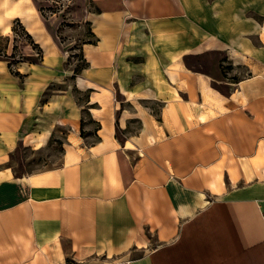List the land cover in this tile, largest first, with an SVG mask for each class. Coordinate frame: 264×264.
Instances as JSON below:
<instances>
[{"label": "crops", "instance_id": "1", "mask_svg": "<svg viewBox=\"0 0 264 264\" xmlns=\"http://www.w3.org/2000/svg\"><path fill=\"white\" fill-rule=\"evenodd\" d=\"M12 2L20 7L7 18L38 46L21 43L19 52L39 53L40 64L24 61L12 75L0 63V133L38 120L46 125H38L44 134L34 151L55 127L67 132V148L57 167L0 181V264H264V19L230 40L199 41L195 55L224 52L247 74L225 79L224 94L210 72L186 65L188 49L171 59L157 53L153 64L125 55L135 25L171 51L173 35L188 44L186 31L173 32L171 12L124 17L92 0L98 13L84 14L74 0L72 19L92 33L76 81L91 120L84 126L82 109L40 105L62 78L65 51L55 29L42 32L28 0ZM156 22L164 31L155 33Z\"/></svg>", "mask_w": 264, "mask_h": 264}, {"label": "rangeland", "instance_id": "2", "mask_svg": "<svg viewBox=\"0 0 264 264\" xmlns=\"http://www.w3.org/2000/svg\"><path fill=\"white\" fill-rule=\"evenodd\" d=\"M130 6L124 7L123 0H105L107 9L112 13H119L121 16L150 17L158 19L164 17L166 13H172L173 32L186 31L190 37L188 44H185V35H173V44L175 49L165 47L164 38L159 34H147V38L141 33V26L135 25V34L131 37L128 45L134 46V50H125V55L129 56L134 62L142 58H148L152 64L157 53L165 59L171 57L178 58L183 50L191 52L183 57L188 67H196L200 71L210 72L216 82L213 87L227 94L228 84L225 79L238 81L247 77L246 72L237 71L232 67L228 55L221 51H206L204 55H195L199 41L207 37H220L218 39L230 40L235 33L250 29L246 25L250 20L255 26L261 25L264 19V0H128ZM48 2V4H47ZM172 3V7L170 4ZM27 4L30 10L38 13L37 19L44 24L42 32L55 29L56 39L61 43L65 51L66 68L62 69V78L60 82H54L43 93L39 100L40 105H46L48 108H57L60 113L68 112L70 109H82L81 121L84 126L91 124V120L86 116L84 107L87 101L86 94L78 91L76 81L85 68V59L82 46L87 41L92 40L90 24L85 20L75 22L72 19L74 0H28ZM78 8H84L86 12L96 14L98 10L94 7L92 0H78ZM181 6H183V22L180 21ZM20 7L18 2L12 0H0V63L6 65V73L14 74L16 65L20 63L40 64L39 53L29 59L23 58L19 52L21 43H27L34 50L38 51V46L33 39L26 34L24 27L19 20H9L8 12L11 9ZM123 7V8H122ZM125 8V9H124ZM260 10L263 14L260 19H251L248 11ZM171 9V10H170ZM106 10V9H105ZM166 10L168 12H166ZM170 14V13H169ZM247 16V19H245ZM36 18L33 20L35 21ZM247 20V21H246ZM162 23L156 22L158 31H164V27L159 28ZM229 33H226L228 32ZM222 34V35H221ZM128 36V35H126ZM200 39V40H198ZM208 39V38H207ZM71 41V43H69ZM220 41V40H218ZM216 41L212 38L208 40L206 46L211 48L215 46ZM71 45V46H70ZM156 49V50H155ZM134 57V58H133ZM234 59V58H233ZM24 61H27L25 63ZM232 64L233 60H232ZM66 76V78H65ZM71 77V80H68ZM50 89V90H49ZM49 90V91H48ZM60 96V97H59ZM42 119L46 115L43 114ZM47 120V119H45ZM48 122L50 120H47ZM45 123L31 124L27 129L29 139L23 131L16 133H0V181L9 177H20L22 175L32 174L45 169H51L61 165L59 161L64 150H66V131L64 129H54L48 145L38 151L36 147L40 142H35L42 138V126ZM87 133V132H85ZM82 132V135L85 134ZM31 142V143H30ZM73 142H75L73 140ZM33 148V149H32Z\"/></svg>", "mask_w": 264, "mask_h": 264}, {"label": "bare ground", "instance_id": "3", "mask_svg": "<svg viewBox=\"0 0 264 264\" xmlns=\"http://www.w3.org/2000/svg\"><path fill=\"white\" fill-rule=\"evenodd\" d=\"M241 62H242V60L236 58V59L234 60V65H239ZM244 85H246V84H245V83H242V84H241V86H244Z\"/></svg>", "mask_w": 264, "mask_h": 264}]
</instances>
